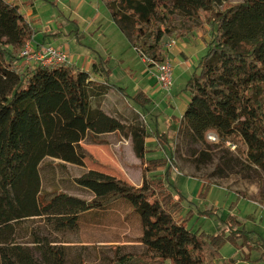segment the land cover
Segmentation results:
<instances>
[{
  "label": "trees",
  "instance_id": "trees-1",
  "mask_svg": "<svg viewBox=\"0 0 264 264\" xmlns=\"http://www.w3.org/2000/svg\"><path fill=\"white\" fill-rule=\"evenodd\" d=\"M100 1L139 56L156 63L166 60V45L178 34L172 25L174 15L204 13L212 34L186 83L190 99L180 126H187L199 139L210 130L223 138L240 132L249 147V159L264 167V0L225 3L222 8L223 0ZM43 2L58 6L54 0ZM23 11L20 3L0 0V226L47 216L57 231L74 229L83 214L126 200L140 216L145 250L117 256L106 264H219L226 244L251 248L247 223L252 216L234 213L232 205L224 216L216 206L200 212L203 217L217 215L214 233L189 226L184 215L186 197L180 188L167 184L168 177L148 175L163 166L169 176L171 167L165 158L147 161L141 186L89 170L76 178L77 185L93 194L89 200L65 192L47 199L41 193L45 158L60 160L64 169L68 163L83 165L82 141L106 143L104 135L127 128L119 118L95 109L93 98L115 89L143 110L154 101L143 89L131 93L112 82L110 56H100L90 70L73 62L23 66L20 52L36 34ZM60 35L59 29L45 31L43 40ZM170 130L156 131L165 145L174 134ZM130 131L135 152L144 161L151 133L137 125ZM211 186L205 181L200 196L206 197ZM42 254L39 258L19 245L0 246V264L65 263L57 249ZM249 254L243 257L246 264L253 260ZM236 263L233 256L224 262Z\"/></svg>",
  "mask_w": 264,
  "mask_h": 264
},
{
  "label": "rangeland",
  "instance_id": "rangeland-1",
  "mask_svg": "<svg viewBox=\"0 0 264 264\" xmlns=\"http://www.w3.org/2000/svg\"><path fill=\"white\" fill-rule=\"evenodd\" d=\"M10 1L22 4L23 12L36 29L33 38L35 42L66 46L71 53L72 62L80 67H91L90 59H83L80 55L82 53L98 58V49L102 56L106 55L107 44L103 39L106 33L110 38L109 44L113 45L111 67L114 84L126 86L129 92L134 93L143 89L149 78H156L155 66L139 56L126 36L123 38L116 33L119 29L114 21L111 25L105 23L103 29L99 30L95 28V23L87 19L88 9L100 0H92V3L90 0H75L81 2L78 13L68 7V0H54L58 2L57 7L42 0ZM243 1L223 0L220 8L225 3ZM105 9L111 17L109 10ZM172 25L178 32L172 38L183 40L185 48L177 52L167 51L174 70V85L171 89L165 91L159 87L161 91L151 94L154 103L148 110L127 100L115 89H111L103 97L93 98L92 105L95 109H102L119 118L127 128L123 132L104 135L106 143L82 141L81 146L86 154L83 165L68 163L64 169L59 166L60 160L45 158L41 163V193L47 199L65 192L89 200L93 194L76 184V178L89 170H97L141 186L147 161L165 158L171 167L169 176H166V167L163 166L148 172V175L168 177L167 184L180 188L186 197L184 215L189 219L191 228L201 227L209 233L215 232L219 223L217 215H200L201 211L212 206L219 209L220 216H224L231 205L235 207L234 213L252 216L247 223V228L251 230V248L226 244L219 264H224L232 256L236 258V264H246L243 257L247 256L248 251H251L249 255L253 259L249 264H264V217L260 208V205L264 206V167L249 159V147L240 132L223 138L217 131L210 130L204 138L199 139L187 126H180V121L184 123L190 99L189 92L184 94V91L188 81L186 78H190L191 72L189 69H181V65L174 62L172 54L179 55L184 63L192 61L196 65L198 57L207 51L206 43L211 38L212 28L206 22L204 13L199 16L176 13ZM58 29L61 30L58 39L43 40L44 31ZM88 45L93 46L89 48ZM133 125L144 127L151 133L147 139L144 161L135 152L130 131ZM169 129L174 134L165 145L166 142L159 140L156 133H164ZM210 133L217 134L218 140H211ZM205 181L212 183V186L207 196L201 197ZM142 236L140 216L126 200L83 214L74 229L57 231L51 226L47 216L24 218L0 226V246L19 245L30 248L39 258L46 249H57L64 254V264H106L117 256L143 252L145 246Z\"/></svg>",
  "mask_w": 264,
  "mask_h": 264
},
{
  "label": "built area",
  "instance_id": "built-area-1",
  "mask_svg": "<svg viewBox=\"0 0 264 264\" xmlns=\"http://www.w3.org/2000/svg\"><path fill=\"white\" fill-rule=\"evenodd\" d=\"M176 44V39L171 38L166 45V50L170 52ZM20 55L23 59V66L42 65L53 67L72 62L70 51L66 46L53 43H36L34 40L28 41L24 45ZM143 60L155 66L159 87L165 91H169L174 85V70L171 60L168 57L162 63H156L148 57L143 58ZM209 138L217 141L219 137L215 133H210ZM260 208L263 211L264 217V206L260 205Z\"/></svg>",
  "mask_w": 264,
  "mask_h": 264
},
{
  "label": "crops",
  "instance_id": "crops-1",
  "mask_svg": "<svg viewBox=\"0 0 264 264\" xmlns=\"http://www.w3.org/2000/svg\"><path fill=\"white\" fill-rule=\"evenodd\" d=\"M53 1V0H52ZM42 2H43V0H42ZM90 2L92 3V0H90ZM47 4V3H46ZM80 4H81V2H79V1H75V0H68V7L73 11V12H75V13H78V11H79V6H80ZM50 5V4H49ZM106 6L101 2V1H99L98 2V4H95L94 3V5H93V7L92 8H89L88 9V18L87 19H89V21H91V22H93V23H95L96 24V26H95V28L96 29H99V30H101V29H103V27H104V25H105V23H108V24H113L112 22L114 21L113 20V18H112V16L110 17V15L105 11L106 9ZM111 14V13H110ZM114 23H115V21H114ZM116 24V23H115ZM116 26H117V24H116ZM118 27V26H117ZM118 29H119V27H118ZM50 31H52V30H50ZM102 31H104V30H102ZM45 32V31H44ZM116 33H118V34H120V36L122 37L123 36V38H125V35L123 34V32H121V30L119 29V30H116ZM104 39V42H105V44H107V47H105V48H107V49H105L106 50V55L104 56H102L100 53V51L97 49V51H98V53H96L98 56V58H96V57H91V56H89V55H86V54H84V53H82V54H80L81 55V57L83 58V59H87V58H89L90 59V66L92 67V64H93V62L94 61H97L98 59H99V57L100 56H102V57H111L112 58V60H113V56H112V52H111V49H112V47H113V45H110L109 43H110V38L108 37V35L105 33V37L103 38ZM34 40V39H33ZM176 41H177V44H176V46H174L173 48H172V51L173 50H176V52L177 51H180L181 49H183V48H185V43L183 42V40H181L180 38L179 39H176ZM36 43H45V42H36ZM89 46V48L90 47H92L93 45H88ZM69 50V49H68ZM90 50V49H89ZM107 50H108V52H107ZM71 54V53H70ZM172 56H173V60H174V62L177 64V65H181V69H183V70H185V71H187L188 69H189V71L191 72V74L194 72V70H195V67H196V65H197V63H196V65L191 61V62H186V63H184L183 61H182V59L180 58V56L179 55H177L176 53H173L172 54ZM203 56V55H202ZM201 56V57H202ZM201 57H198L197 59V61H199L200 60V58ZM118 61H121V59L120 60H118ZM79 66V65H78ZM80 67V66H79ZM91 67H86V70H89ZM82 68V67H81ZM84 69V68H83ZM187 79H189V78H186V80ZM147 82H148V84L146 85V86H143V90L148 94V95H150L151 96V94H155L156 92H159V91H161V90H159L160 88H159V86H158V81H157V77L156 78H153V77H151V78H149V80H147ZM145 84V83H144ZM155 89V90H154ZM159 90V91H158ZM183 91V90H182ZM187 92L186 91H184V94H186ZM189 101V100H188ZM233 253H235V252H233ZM224 254V253H223Z\"/></svg>",
  "mask_w": 264,
  "mask_h": 264
}]
</instances>
